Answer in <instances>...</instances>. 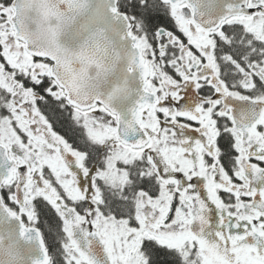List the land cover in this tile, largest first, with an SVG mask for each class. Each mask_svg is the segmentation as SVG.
Instances as JSON below:
<instances>
[{"label":"snow or ice","instance_id":"1","mask_svg":"<svg viewBox=\"0 0 264 264\" xmlns=\"http://www.w3.org/2000/svg\"><path fill=\"white\" fill-rule=\"evenodd\" d=\"M0 264H264V0H0Z\"/></svg>","mask_w":264,"mask_h":264}]
</instances>
